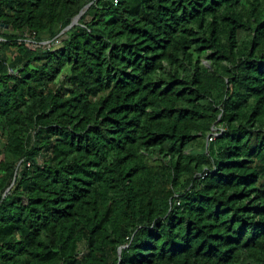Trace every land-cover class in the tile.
<instances>
[{
    "label": "trees",
    "instance_id": "obj_1",
    "mask_svg": "<svg viewBox=\"0 0 264 264\" xmlns=\"http://www.w3.org/2000/svg\"><path fill=\"white\" fill-rule=\"evenodd\" d=\"M0 22V264H264V0Z\"/></svg>",
    "mask_w": 264,
    "mask_h": 264
},
{
    "label": "water",
    "instance_id": "obj_2",
    "mask_svg": "<svg viewBox=\"0 0 264 264\" xmlns=\"http://www.w3.org/2000/svg\"><path fill=\"white\" fill-rule=\"evenodd\" d=\"M90 6H88L73 22V24L71 25V27H69L67 30L71 29L72 27H74L75 25H77V23L79 22L80 18L83 16V14L86 12V10L89 8Z\"/></svg>",
    "mask_w": 264,
    "mask_h": 264
},
{
    "label": "built area",
    "instance_id": "obj_3",
    "mask_svg": "<svg viewBox=\"0 0 264 264\" xmlns=\"http://www.w3.org/2000/svg\"><path fill=\"white\" fill-rule=\"evenodd\" d=\"M0 24H1V22H0Z\"/></svg>",
    "mask_w": 264,
    "mask_h": 264
},
{
    "label": "rangeland",
    "instance_id": "obj_4",
    "mask_svg": "<svg viewBox=\"0 0 264 264\" xmlns=\"http://www.w3.org/2000/svg\"><path fill=\"white\" fill-rule=\"evenodd\" d=\"M0 160H1V158H0Z\"/></svg>",
    "mask_w": 264,
    "mask_h": 264
}]
</instances>
